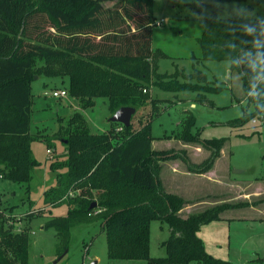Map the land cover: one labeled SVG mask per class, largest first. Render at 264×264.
Listing matches in <instances>:
<instances>
[{
  "label": "trees",
  "instance_id": "16d2710c",
  "mask_svg": "<svg viewBox=\"0 0 264 264\" xmlns=\"http://www.w3.org/2000/svg\"><path fill=\"white\" fill-rule=\"evenodd\" d=\"M108 1H114L112 7L105 6ZM193 7L204 28L200 39L204 60L229 61L231 69L241 73L245 95L254 104V111L237 122L242 126L264 116V78L259 79L255 65L264 61V18L221 17L218 0H200ZM155 24V0H0V179L28 185L30 191L38 167L30 134L37 72L68 78V94L83 110L93 108L97 99H106L111 115L123 107L138 113L154 105L148 93L152 87L175 93L196 91L190 83L166 80L167 75L158 72L152 51ZM187 115L179 139L211 153L201 164L193 163L186 151L155 150L150 124L135 130L133 124L111 122L109 131L98 134L82 112H75L59 134L67 135V160L60 167L51 164L52 171H68L58 174V184L44 195L47 206L67 201L69 211L50 219L45 227L56 229L69 245L73 226L100 219L112 260L233 264L208 253L199 233L236 206L216 205L183 217L182 211L197 203L167 192L160 177L163 163L177 159L190 173H208L227 145V138L201 139L193 134L195 116ZM84 179L89 189L70 197ZM95 189L108 191L96 216L91 199ZM154 220L171 229L162 258L150 254ZM8 224L0 211V264H28L30 235L14 233V225ZM249 264H264V257Z\"/></svg>",
  "mask_w": 264,
  "mask_h": 264
},
{
  "label": "rangeland",
  "instance_id": "374dc122",
  "mask_svg": "<svg viewBox=\"0 0 264 264\" xmlns=\"http://www.w3.org/2000/svg\"><path fill=\"white\" fill-rule=\"evenodd\" d=\"M199 1L155 0V17L162 25L156 24L152 29V51L158 63V72L166 74V80L173 77L180 82L190 83L196 87V91L175 93L152 87L148 93L154 105L140 110L133 117L132 124L135 130L150 124L156 150L186 151L195 164L203 162L208 150L198 148V154L194 153V146L201 145L190 143L185 149L181 145L184 141L179 136L183 131L182 123L188 117L184 113L187 107L191 109V104L196 105L192 109L196 120L191 130L193 134H198L201 139L227 138L225 157L208 174L205 173L203 179L173 175L174 167L186 169L185 163L178 159L168 161L164 175L161 171L160 177L170 189L172 181L181 190L178 193L193 195L191 200L197 198V202H192L197 204L182 211L183 217L216 205L236 206L221 214L225 219L204 225L200 235L208 251L214 252L215 257L233 264H249L260 256L264 257V254L256 255L254 252V240L249 242L247 230V182L264 179V134H260L262 127L252 124V121L242 126L237 122L246 113L254 111V104L243 90L241 73L232 70L229 61H207L203 58L200 39L204 28L193 7ZM218 1L221 17L264 18V0ZM255 65L259 79L264 78V61H257ZM37 73V79L32 84L30 134L34 138L32 150L38 167L30 191L28 185L0 179V211L6 214L8 225H14V233L26 231L30 235L28 264H91L95 260L99 264H149L144 260L110 259L107 236L100 219L73 226L69 245L60 238L56 229L45 227L50 219L64 217L69 211L67 201L53 207L47 206L44 200L45 192L58 184V174L68 171L67 168L51 170L52 162L60 167L67 160V135L60 137L61 130L68 127L69 119L75 112H82L95 133H105L112 126L109 121L112 115L106 99H97L93 108L83 110L79 101L69 94L54 97L56 90L68 91L69 79ZM49 149L52 154L48 153ZM253 188L250 187L256 192ZM84 189H89L86 179L73 187L71 192L74 194L70 197L81 194ZM107 198L108 191L92 190L91 199L96 204L94 216L100 211L98 205ZM259 199L256 197L252 200L256 202ZM170 235L168 224L159 220L152 222V258L166 256L163 243Z\"/></svg>",
  "mask_w": 264,
  "mask_h": 264
},
{
  "label": "crops",
  "instance_id": "0c3cea01",
  "mask_svg": "<svg viewBox=\"0 0 264 264\" xmlns=\"http://www.w3.org/2000/svg\"><path fill=\"white\" fill-rule=\"evenodd\" d=\"M111 2L112 1L106 2L105 6L107 8L112 7L114 3L113 2L111 3ZM164 21H166V19H164ZM156 22H159V21L156 20ZM73 99H75V98H73ZM191 107H193V108L190 109L189 107H187V109L184 111V113L189 114V113L193 112L192 109L196 108V105L191 104ZM259 130L261 131V129H259ZM262 132L263 131H261L260 134H262ZM154 144L155 143L153 142V147H154ZM181 145L184 149L186 146L188 147V144L185 142H183ZM194 148H196L194 150V151H196L198 148H202V147H195L194 146ZM225 152H226V147L222 151L223 155L221 156V158H219L217 160V162L215 163V166H217L218 162L221 161V159H223L225 157V154H226ZM194 153L199 154V152H197V151ZM209 153L210 152L207 151V153H206L207 155L204 154L205 159H207L209 157ZM192 160H193V155H192ZM167 162L163 163V169H162L163 175H164V170L166 167L165 165H167ZM196 163H198V162H196ZM171 173L173 175H177V176L189 177V179H195V177L203 179V177L205 176L204 174L199 175V174L190 173L187 171V169H184L181 167H174L173 172H171ZM206 174H208V173H206ZM171 182H170V184L172 185V189H170L169 188L170 186L166 182H164V186H165V189L167 190V192L179 195V196L185 198L186 200H189L191 203L197 202V198H194L193 200H191L193 195L189 196L186 193H183V194L178 193L179 192L178 190H180V189L175 187ZM232 183H234V182H232ZM253 184H256V185H253ZM232 185L235 186L234 184H232ZM250 187H254L253 189H255L256 192L253 191L252 189H250ZM256 197H258L260 199L255 202L252 199H254ZM261 197H264V179L258 178L255 181L252 180V181L247 182V230L249 231V234H250L249 242H253V240H254L253 248H254V252L256 253V255L264 254V199ZM222 218H224V217L222 216ZM216 222H218V221H216ZM200 233H201V231H200ZM200 233H199V235H200ZM203 241H204V239H203ZM204 243H205L207 252L213 255L214 252H209L208 248H207V244L205 241H204ZM213 256L215 257V255H213ZM216 258H217V256H216Z\"/></svg>",
  "mask_w": 264,
  "mask_h": 264
},
{
  "label": "water",
  "instance_id": "95a60500",
  "mask_svg": "<svg viewBox=\"0 0 264 264\" xmlns=\"http://www.w3.org/2000/svg\"><path fill=\"white\" fill-rule=\"evenodd\" d=\"M37 79V77H36ZM137 110L133 107H123L117 110L109 119L110 123H119L123 126L129 127L132 124L133 117L136 115ZM96 207L94 203L92 208ZM91 264H99V261L95 260Z\"/></svg>",
  "mask_w": 264,
  "mask_h": 264
},
{
  "label": "built area",
  "instance_id": "2783aa9c",
  "mask_svg": "<svg viewBox=\"0 0 264 264\" xmlns=\"http://www.w3.org/2000/svg\"><path fill=\"white\" fill-rule=\"evenodd\" d=\"M156 24L158 25V26H161L162 24H160V22H156ZM155 24V25H156ZM68 95V91H66V90H56V91H54L53 92V96L54 97H57V98H61V97H66ZM252 123L254 124V125H257V126H260V127H263L264 126V116H260L259 118L258 117H256L255 119H253V121H252ZM118 131H122V129L120 128V129H118ZM48 153L49 154H52V151L49 149L48 150ZM71 192V191H70ZM74 192H76V191H74ZM73 192H71L70 193V196H73Z\"/></svg>",
  "mask_w": 264,
  "mask_h": 264
}]
</instances>
